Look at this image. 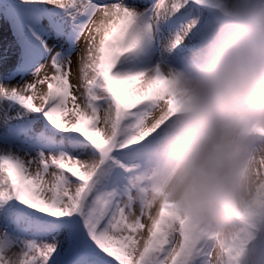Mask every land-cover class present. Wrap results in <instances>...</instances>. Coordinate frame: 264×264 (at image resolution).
Returning a JSON list of instances; mask_svg holds the SVG:
<instances>
[{
	"label": "snow or ice",
	"instance_id": "snow-or-ice-1",
	"mask_svg": "<svg viewBox=\"0 0 264 264\" xmlns=\"http://www.w3.org/2000/svg\"><path fill=\"white\" fill-rule=\"evenodd\" d=\"M209 3L0 0L15 44L0 54V264H206L182 221L153 216L138 171L145 121L175 98L169 50Z\"/></svg>",
	"mask_w": 264,
	"mask_h": 264
},
{
	"label": "clouds",
	"instance_id": "clouds-1",
	"mask_svg": "<svg viewBox=\"0 0 264 264\" xmlns=\"http://www.w3.org/2000/svg\"><path fill=\"white\" fill-rule=\"evenodd\" d=\"M208 7L194 41L169 50L175 98L144 123L140 194L206 264H264V0Z\"/></svg>",
	"mask_w": 264,
	"mask_h": 264
},
{
	"label": "bare ground",
	"instance_id": "bare-ground-1",
	"mask_svg": "<svg viewBox=\"0 0 264 264\" xmlns=\"http://www.w3.org/2000/svg\"><path fill=\"white\" fill-rule=\"evenodd\" d=\"M151 2V0H149ZM52 7V6H49ZM84 40L87 39V36L83 38ZM14 40L11 32L9 31V27L6 23L3 21H0V54H7L9 56H12L15 51V46L13 47ZM74 64H73V75L70 77L71 83L73 85L78 84L77 80V71L75 67V57H73ZM47 86L45 85L42 89H39V91H46ZM35 103L37 106H39L40 101L36 100Z\"/></svg>",
	"mask_w": 264,
	"mask_h": 264
},
{
	"label": "rangeland",
	"instance_id": "rangeland-1",
	"mask_svg": "<svg viewBox=\"0 0 264 264\" xmlns=\"http://www.w3.org/2000/svg\"><path fill=\"white\" fill-rule=\"evenodd\" d=\"M15 45H13V47H14Z\"/></svg>",
	"mask_w": 264,
	"mask_h": 264
}]
</instances>
